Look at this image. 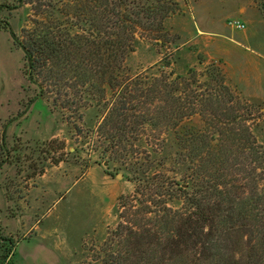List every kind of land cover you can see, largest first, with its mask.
I'll return each mask as SVG.
<instances>
[{
    "label": "trees",
    "instance_id": "obj_1",
    "mask_svg": "<svg viewBox=\"0 0 264 264\" xmlns=\"http://www.w3.org/2000/svg\"><path fill=\"white\" fill-rule=\"evenodd\" d=\"M22 2L0 3V10ZM37 8L20 35L0 19V27L9 30L22 50V71L36 86L35 97L67 112L69 119H82L90 107L100 110L96 131L103 149L126 167L130 152L135 154L129 177L133 190L119 196L115 226L91 260L264 264V146L254 138L244 105L222 72L206 71L210 78L204 82L193 69L184 77L124 73L137 40L162 38L164 21L179 9L178 3L42 0ZM194 115L203 126L191 122ZM168 130L174 133V161L185 170L180 180L156 162L165 141L161 135ZM141 135L148 139L150 152L128 143ZM4 146L3 129L0 154ZM3 161L0 157V166ZM176 198H183L182 203L170 206Z\"/></svg>",
    "mask_w": 264,
    "mask_h": 264
},
{
    "label": "rangeland",
    "instance_id": "obj_2",
    "mask_svg": "<svg viewBox=\"0 0 264 264\" xmlns=\"http://www.w3.org/2000/svg\"><path fill=\"white\" fill-rule=\"evenodd\" d=\"M22 1L14 9L0 10V19L7 20L18 35L30 25L42 0ZM175 1L179 9L165 19L162 38H139L124 62V73L184 77L193 69L204 82L210 78L206 71L220 70L244 105L242 112L254 138L264 146V8L258 6H264V0ZM0 3L13 5L16 0ZM232 19L244 27L229 26L227 21ZM22 63V50L14 45L9 30L0 27V135L3 129L5 134L0 212L6 202L8 221L21 212L30 216L20 217L21 227L12 231L0 222V264H95L92 255L100 253L117 221L119 196L133 190L129 177L135 154L130 152L131 164L126 167L103 149L105 143L96 131L100 110L90 107L83 110L82 119H69L67 112L53 110L46 100L36 98V86L26 80ZM190 119L203 126L200 116ZM161 137L165 141L156 162L161 161L162 169L179 179L185 170L174 161V133L168 130ZM147 141L141 135L139 141L129 138L128 143L150 152ZM174 167L178 168L172 172ZM32 186L37 189L30 194ZM182 199H173L169 205L178 207ZM34 222L39 223L36 230L29 228ZM32 236L37 239L16 247ZM39 245L48 253L39 247L35 263L26 259L30 248Z\"/></svg>",
    "mask_w": 264,
    "mask_h": 264
},
{
    "label": "crops",
    "instance_id": "obj_3",
    "mask_svg": "<svg viewBox=\"0 0 264 264\" xmlns=\"http://www.w3.org/2000/svg\"><path fill=\"white\" fill-rule=\"evenodd\" d=\"M45 174V173H44ZM44 174H42V175H39V177H41V176H43ZM37 188H36V186H32L30 189H29V193L30 194H32L35 190H36ZM2 192V191H1ZM3 193H4V191H3ZM3 193H1V194H3ZM0 197H1V195H0ZM35 198V197H34ZM33 198V199H34ZM33 199H32V201H33ZM31 201V204L33 203ZM5 204V205H4ZM1 208H2V210H1V212H0V222H1V226L2 227H5L6 229H8V230H11L12 231V229H17V228H20L21 227V225H20V223H21V221H20V223H18V221H19V218L20 217H22V216H24V217H30L29 215H27L25 212H21V216L19 215V214H16L14 217V219H10L9 218V221L7 220V211H6V209H7V203L6 202H4L3 203V205L1 206ZM24 217H22V218H24ZM23 221H22V223L24 224L25 223V220L24 219H22ZM37 222H38V220H37ZM35 226V230L37 229V227L39 226V223L38 224H36V222H34V223H32V225H29V228H32V227H34ZM37 235H38V233H37ZM33 239H37V238H34L33 236L32 237H27L26 239H24V240H22V241H20L17 245H16V247L19 245V244H21V243H24V242H30V241H32ZM40 243H41V241H40ZM42 248L43 249V252L45 253V254H47L48 253V250L44 247V246H42V245H39V246H37V247H35V246H32L31 248H30V250H29V255H27V256H25V258L26 259H28V260H30V261H33L34 263L36 262V260H38V248ZM16 249V248H15ZM50 253V252H49ZM51 254V253H50ZM52 258H53V256H52ZM15 262L16 263H18V260H17V258H16V256H15ZM24 263V262H23ZM19 264V263H18Z\"/></svg>",
    "mask_w": 264,
    "mask_h": 264
},
{
    "label": "built area",
    "instance_id": "obj_4",
    "mask_svg": "<svg viewBox=\"0 0 264 264\" xmlns=\"http://www.w3.org/2000/svg\"><path fill=\"white\" fill-rule=\"evenodd\" d=\"M227 24L233 28L241 29L244 27V24L236 19L228 20Z\"/></svg>",
    "mask_w": 264,
    "mask_h": 264
}]
</instances>
